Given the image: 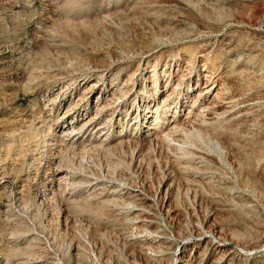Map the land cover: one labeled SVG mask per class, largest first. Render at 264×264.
I'll return each mask as SVG.
<instances>
[{
	"label": "rangeland",
	"instance_id": "1",
	"mask_svg": "<svg viewBox=\"0 0 264 264\" xmlns=\"http://www.w3.org/2000/svg\"><path fill=\"white\" fill-rule=\"evenodd\" d=\"M0 264H264V0H0Z\"/></svg>",
	"mask_w": 264,
	"mask_h": 264
},
{
	"label": "bare ground",
	"instance_id": "2",
	"mask_svg": "<svg viewBox=\"0 0 264 264\" xmlns=\"http://www.w3.org/2000/svg\"><path fill=\"white\" fill-rule=\"evenodd\" d=\"M210 81H211V80H210ZM211 86H212V85H211ZM216 92H217V91H216ZM216 92H215V94H216ZM209 93H210V92H209ZM215 94H214V95H215ZM169 97H170V96H169ZM156 109H157V108H156ZM170 121H171V120H170ZM87 122H89V121H87ZM169 124H170V123H169ZM175 125H176V124H175ZM103 127H104V126H103ZM170 128H171V127H170ZM158 130H159V129H158ZM158 130H157V131H158ZM168 130H169V129H168ZM155 131H156V130H155ZM155 133H156V132H155ZM58 175H59V174H58ZM93 184H94V183H93ZM120 194H121V193H120ZM131 210H132V209H131ZM138 213H139V212H138ZM141 216H142V215H141ZM140 225H141V224H140Z\"/></svg>",
	"mask_w": 264,
	"mask_h": 264
}]
</instances>
